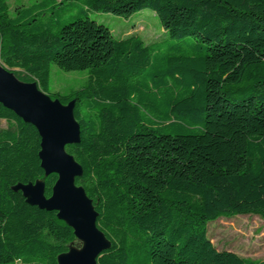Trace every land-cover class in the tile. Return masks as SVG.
Wrapping results in <instances>:
<instances>
[{"label": "trees", "instance_id": "16d2710c", "mask_svg": "<svg viewBox=\"0 0 264 264\" xmlns=\"http://www.w3.org/2000/svg\"><path fill=\"white\" fill-rule=\"evenodd\" d=\"M0 0V63L62 105L75 101L79 143L65 151L109 242L97 264H264L216 250L207 225L264 220V0H41L10 16ZM65 2L77 5L68 21ZM150 10L159 42L116 39L89 12ZM164 50L158 51L160 45ZM86 72L51 91V68ZM0 264H58L73 231L26 204L18 184L40 168V138L0 104Z\"/></svg>", "mask_w": 264, "mask_h": 264}, {"label": "water", "instance_id": "95a60500", "mask_svg": "<svg viewBox=\"0 0 264 264\" xmlns=\"http://www.w3.org/2000/svg\"><path fill=\"white\" fill-rule=\"evenodd\" d=\"M0 104L36 129L40 138V168L45 177L57 176L49 198L44 195L42 181L18 184L13 192H20L29 206L55 212L56 218L81 243L80 249L70 246L67 253L60 255L58 264H97L109 242L96 227L97 214L92 201L75 184L82 175L81 167L65 151L66 146L79 143V125L73 116L75 101L62 105L57 99L51 100L35 83L21 82L0 63Z\"/></svg>", "mask_w": 264, "mask_h": 264}, {"label": "rangeland", "instance_id": "374dc122", "mask_svg": "<svg viewBox=\"0 0 264 264\" xmlns=\"http://www.w3.org/2000/svg\"><path fill=\"white\" fill-rule=\"evenodd\" d=\"M39 1L41 0H8L9 14L13 17L17 9L27 8ZM64 9L68 12L62 16V19L68 21L70 16L76 15L77 5L75 2L72 4L65 2ZM89 18L106 26L116 39L134 35L140 37L145 45L159 42L161 39L162 28L157 17L150 10L138 12L129 18L89 12ZM166 47V44H162L158 51ZM86 79V72L65 73L53 66L50 78L51 91L66 93L78 89ZM6 129V122L0 120V131ZM207 236L216 250H227L244 259L264 261V220L257 216L240 215L233 218H219L208 223ZM81 246V243L76 241L71 248L80 249Z\"/></svg>", "mask_w": 264, "mask_h": 264}]
</instances>
